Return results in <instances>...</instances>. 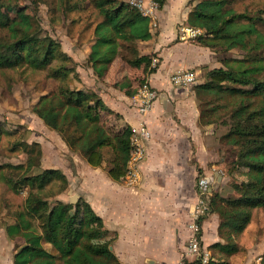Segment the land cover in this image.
<instances>
[{"label":"trees","instance_id":"trees-1","mask_svg":"<svg viewBox=\"0 0 264 264\" xmlns=\"http://www.w3.org/2000/svg\"><path fill=\"white\" fill-rule=\"evenodd\" d=\"M14 1L0 0V9L16 7ZM158 1L160 8L166 2ZM55 2L64 12L86 6L97 13L99 21L92 28L90 53L85 61L97 78L103 79L117 59L125 68L142 74L134 77L137 88L126 92L132 96L157 70L158 64L151 66L155 55H142L138 49L140 42L152 37L149 20L125 0ZM233 3L190 0L192 8L185 22L186 26L203 30L204 34L196 39L199 45L214 52L239 49L245 53L241 59H226L223 66L207 70L204 83L193 86L199 107L208 104L206 99L211 95L239 96L224 137L236 148L228 167L234 196L212 195L210 212L219 215L218 233L223 243L210 247V264H227L222 258L240 251L237 238L250 224L252 211L264 209V54L259 52L264 47V33L258 29L264 20L237 12ZM24 66L44 71L47 79L57 81L55 89L41 95L32 108L37 118L87 164H106L108 176L122 180L129 157L130 127L95 92L71 88L70 74L78 63L37 22L19 12L4 21L0 18V70ZM202 119L200 110V125ZM15 146L26 153V164L0 165V181L12 193L26 190L22 206L12 214L13 221L2 225L13 244L12 264H120L112 251L118 235L105 227L91 206L82 198L75 203L57 199L66 191L68 181L60 170L40 167V144L18 141ZM52 186L57 189L49 202L44 190ZM259 264H264V253Z\"/></svg>","mask_w":264,"mask_h":264},{"label":"crops","instance_id":"crops-1","mask_svg":"<svg viewBox=\"0 0 264 264\" xmlns=\"http://www.w3.org/2000/svg\"><path fill=\"white\" fill-rule=\"evenodd\" d=\"M189 1L166 0L157 14V27L150 31L151 39L138 44L140 54L155 55L158 59L157 70L144 80L159 94L147 113L139 114L131 105L130 99L135 93L132 96L126 94L137 88L135 76L141 77V72L125 68L117 59L103 79L97 78L89 68L92 80L76 83L81 86L77 90L99 95L130 129L142 125L148 128L150 138L145 142L146 156L140 164L141 181L135 189L126 188L122 180L110 178L106 164L102 167L87 164L79 154L71 152L54 131L50 130L52 141H46L55 151L57 160L54 166L44 168L60 170L68 181L66 191L57 199L70 202L73 197H78L91 206L105 227L117 233L112 251L120 264H178L191 235L190 215L197 201L196 167L212 183L213 176L220 180L215 169L217 153L210 145L209 132L200 125V107L193 86L175 88L170 83L173 72L191 70L198 74L197 84H202L207 70L221 67L214 65L211 50L199 45L197 40L180 41L177 38V28L185 24L192 8ZM90 46L88 43L85 47L87 56ZM76 54H73L74 61L81 63ZM38 143L43 161L50 150L45 143ZM221 161L222 158L220 165ZM219 224V215L214 211L203 221L202 244L205 248L223 243L218 233ZM2 235L7 239L4 229ZM6 243L0 245V264H12L14 251H8ZM237 243L240 251L221 261L259 264L261 255L252 254L264 248L263 243L256 242L248 249Z\"/></svg>","mask_w":264,"mask_h":264},{"label":"rangeland","instance_id":"rangeland-1","mask_svg":"<svg viewBox=\"0 0 264 264\" xmlns=\"http://www.w3.org/2000/svg\"><path fill=\"white\" fill-rule=\"evenodd\" d=\"M14 2L16 5L13 6L16 7L0 9V18L4 21L7 18H13L19 12H23L32 22H37L44 33L60 44L64 53L71 58H73L74 53H77L76 57L81 63H78L73 74H70L71 88H81L76 84L81 80L86 81V83L90 79L92 80L91 70L85 65L87 56L85 47L90 42L95 22L99 21L97 13L91 7L86 6H83L81 10L64 12L63 9L56 6L55 0H17ZM125 2L127 3L128 0ZM233 8L239 13L245 12L251 17L264 20V0H234ZM258 29L264 33V25H258ZM210 52V56L215 59L214 65L217 66H223L226 59H241L245 56L244 51L239 49ZM259 52L264 54V47ZM56 85L57 81L47 79L44 71H33L25 66L0 70V130H3V133L0 134V165L26 164V153L21 149L22 147L15 146L18 141L45 143L50 152L43 161V155L41 156L40 167L45 169L44 167L55 165L57 160L55 151H52V147L46 143L48 140L52 141L50 137L52 133L37 118L32 108L41 95L55 89ZM84 85L86 86V84ZM206 100L209 103L201 104L200 107L203 112L201 126L206 128L212 138L210 145L214 147L218 157V164L216 163L215 169L220 176V180L212 177L214 179V183H212L213 193H218L222 197L234 196L230 189L231 179L228 175V167L234 159L236 148L230 146L224 137L228 131L229 115L239 102V96L221 93L211 95ZM254 106L258 105L255 103ZM221 158L223 159L222 165L219 163ZM33 172H30L29 175ZM56 189L52 186L44 190V194L47 196L46 200L50 202L54 199L52 196ZM25 196L26 190L14 194L0 181V245H5L7 242L8 251H13V244L4 239L2 225L13 221L12 214L22 206ZM246 230L238 236L237 242L247 249L256 242L263 243L262 247H264V209L252 211L251 222ZM263 251L264 248L258 249L252 255L260 256Z\"/></svg>","mask_w":264,"mask_h":264},{"label":"built area","instance_id":"built-area-1","mask_svg":"<svg viewBox=\"0 0 264 264\" xmlns=\"http://www.w3.org/2000/svg\"><path fill=\"white\" fill-rule=\"evenodd\" d=\"M128 5L136 9L142 16L149 20V31L157 27V14L160 9L158 0H128ZM203 30L180 24L177 28V38L180 41L196 40L202 36ZM158 64L157 58H152L151 66ZM198 74L191 70H177L170 76V83L175 88H188L198 83ZM158 92L144 81L130 99L131 105L139 114L147 113L158 98ZM150 138L149 130L142 125L138 129H131L129 138V157L126 165L125 175L122 179L123 185L129 189H135L141 181L140 164L145 160V142ZM197 201L194 204L189 228L191 235L182 252L178 264L198 262V264H210L213 261L209 249L202 244L203 221L209 215L211 209V198L213 195V184L205 175H198L195 182Z\"/></svg>","mask_w":264,"mask_h":264},{"label":"water","instance_id":"water-1","mask_svg":"<svg viewBox=\"0 0 264 264\" xmlns=\"http://www.w3.org/2000/svg\"><path fill=\"white\" fill-rule=\"evenodd\" d=\"M78 200V197H73L69 203H75Z\"/></svg>","mask_w":264,"mask_h":264}]
</instances>
